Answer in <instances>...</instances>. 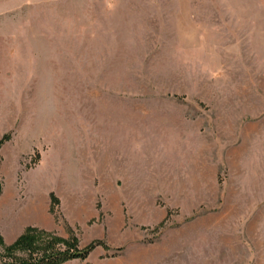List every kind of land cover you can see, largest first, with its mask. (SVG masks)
Masks as SVG:
<instances>
[{
	"label": "rangeland",
	"instance_id": "1",
	"mask_svg": "<svg viewBox=\"0 0 264 264\" xmlns=\"http://www.w3.org/2000/svg\"><path fill=\"white\" fill-rule=\"evenodd\" d=\"M4 135L0 207L49 220L0 259L32 227L108 246L67 264H264V0H0Z\"/></svg>",
	"mask_w": 264,
	"mask_h": 264
},
{
	"label": "trees",
	"instance_id": "2",
	"mask_svg": "<svg viewBox=\"0 0 264 264\" xmlns=\"http://www.w3.org/2000/svg\"><path fill=\"white\" fill-rule=\"evenodd\" d=\"M8 138L9 136L4 135L0 139V146ZM97 246L108 249L107 244L101 240H94L81 247L75 236L64 239L28 227L13 245L6 248L7 254L0 259V264H64L72 260L83 261ZM14 251H19L21 255Z\"/></svg>",
	"mask_w": 264,
	"mask_h": 264
},
{
	"label": "crops",
	"instance_id": "3",
	"mask_svg": "<svg viewBox=\"0 0 264 264\" xmlns=\"http://www.w3.org/2000/svg\"><path fill=\"white\" fill-rule=\"evenodd\" d=\"M15 201V200H14ZM3 203V205L0 207V231L5 232L8 234L10 231L17 229L19 227V223L23 222L20 227H23L27 224H35L39 226H44V224L49 220L47 208H48V198L45 193H41L37 199H34L33 203L28 205V207L25 209V212L23 215L30 221H22L19 218V215L17 217H14L15 215V208L13 205L11 206L10 210H6L7 208ZM9 205V204H8ZM9 209V208H8ZM25 219V218H24ZM15 227V228H14ZM20 231H18L19 233ZM74 261V260H72ZM72 261L66 262L64 264L70 263Z\"/></svg>",
	"mask_w": 264,
	"mask_h": 264
}]
</instances>
